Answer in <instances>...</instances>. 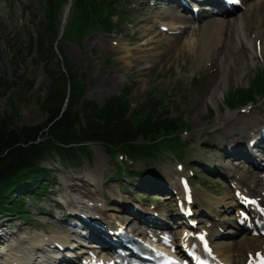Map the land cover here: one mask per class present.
<instances>
[{"label":"rangeland","instance_id":"rangeland-1","mask_svg":"<svg viewBox=\"0 0 264 264\" xmlns=\"http://www.w3.org/2000/svg\"><path fill=\"white\" fill-rule=\"evenodd\" d=\"M44 1L43 0H17L15 1L14 11L9 15V19H5V29L9 34V38L0 31V77H4L10 83L15 82L13 88H9L5 93L0 94V115L10 116L16 113V117L13 118V127L16 126H35L45 121L43 112L39 109L38 99L40 96L46 97L47 89L50 83L49 77L44 71L42 64L36 63L38 56L36 54V43L33 41V52L25 60V62L18 61V72L15 76V66L13 65L14 56L12 59V44L9 39L25 40V45L31 44L30 34H34L37 26L36 21H42L44 19ZM139 19L135 23H125L118 32L112 34H104L101 32L95 33L82 43H59V47L66 53L68 57L73 61V65L78 73V77L85 85V97L95 101L98 105H103L104 101L119 93L122 89H129L131 93V105L132 110L137 109L143 102H145L150 95L155 97H164L166 103H170L169 97L177 101L181 106V112L177 113L172 110L173 115L181 114L182 118L193 128L192 135H188L187 138L196 139V147L203 145V139H200V135L206 130V125L211 126L216 123H222L219 115H225L228 109L216 115L218 120L207 122L209 118L208 110L210 104V96L214 93V88L221 84L223 79L222 75H219L213 80H209L207 77H201L200 83L197 86L192 85V79L195 73L198 72L197 56L192 54L188 48H184L180 52V56L174 57L167 67H160L159 69H153L155 61H160L162 58L161 48L149 51H141L139 47L144 44L145 40L153 41V46L158 42H163L162 36H159L155 26H149V23L153 19H147L155 16V13L149 12L147 16L138 15ZM147 21L143 22L144 19ZM150 21V22H149ZM261 20L257 17L255 19L256 26H259ZM259 26L258 29H261ZM4 30V29H3ZM25 33V34H24ZM143 35L141 38H137L138 35ZM147 36V39L145 38ZM7 39V41H6ZM35 39V38H34ZM157 40V41H155ZM118 43L117 46L113 45ZM264 45V39H263ZM129 51L128 62L125 61V53ZM134 57H131V56ZM220 55V54H219ZM221 56V55H220ZM220 56L219 59H220ZM244 59L248 66L245 68L246 77L243 83L238 84L236 79L238 78L240 68L244 62L239 60L233 61L232 57H227V66L231 65L233 72L231 75H226V81L229 90L233 87L240 85H247L252 79L255 67L254 62L250 59L251 52L246 51ZM130 62V64H129ZM137 64L135 67L134 65ZM206 65L202 64L203 70ZM55 67V66H53ZM142 67V72L138 71ZM148 68V69H147ZM201 68V69H202ZM17 69V68H16ZM149 72V73H145ZM206 72V70H205ZM237 72V73H236ZM202 75V74H201ZM21 76L22 79L18 78ZM113 79L115 86L104 87V82ZM33 82V86L27 88L25 81ZM225 90V91H226ZM219 92V91H218ZM220 96V95H219ZM13 100V104H11ZM224 100L217 107H222ZM212 106L216 107V104ZM171 107V106H170ZM205 129L203 130V128ZM214 127V126H213ZM200 130H203L202 132ZM200 148V147H199ZM89 149L93 156V162H85L77 167H70L66 169V172L70 178L76 176H84V179L91 184L85 188V191H97V196L103 202V199L107 200L105 209L118 210L114 205V201H117L125 196L119 193L120 181L107 184L110 177L113 176L114 161L106 149L99 144H90ZM209 158L203 153L195 154L191 163H195L198 160L203 161ZM48 163V162H47ZM177 161L171 159H162L157 161V166L153 170H149L147 176L157 175L156 171L167 174L165 179L170 180L169 175L173 176V172L176 169ZM47 166L52 169L60 167L56 162L55 165L48 163ZM139 168H143V165H137ZM186 167V164H185ZM59 178V186L63 183L61 174H53V177ZM172 180V178H171ZM173 181V180H172ZM123 183H127L123 181ZM216 188H220L219 185H214ZM61 189V188H59ZM201 190V189H199ZM76 194L77 192H72ZM152 191L147 193L144 197L154 198L163 196H156ZM128 199H132V195H129ZM92 198H96L93 197ZM215 198V202L218 198ZM138 199V198H137ZM144 199V198H142ZM171 200L164 199L158 201V207L165 208L166 203H170ZM217 208V206H216ZM29 224L34 226L38 223L30 222ZM40 226V224H39Z\"/></svg>","mask_w":264,"mask_h":264},{"label":"trees","instance_id":"trees-1","mask_svg":"<svg viewBox=\"0 0 264 264\" xmlns=\"http://www.w3.org/2000/svg\"><path fill=\"white\" fill-rule=\"evenodd\" d=\"M106 2L107 0H76L74 6L79 26L68 35L86 33L88 24L106 26L98 19L108 7ZM47 12L48 33L54 30L57 22L55 0H47ZM66 64L69 66L67 60ZM67 68L70 70V66ZM51 75L53 78L57 72ZM67 81L70 82L71 93L63 110L67 99ZM82 96L83 87L78 78L68 73L66 77L62 75L55 80L48 97L40 102V108L46 115L42 125L13 128L12 116H0V201L3 188L33 169L43 156L55 153L69 158L70 155L77 156V151L83 149H68L69 145L98 141L112 149H125L131 156H135L141 148L147 149L144 144H136L140 135L147 140V137L167 136L179 129L177 120L165 117L164 107L156 100L147 102L135 114L127 117L129 103L126 97L111 98L102 108L91 101H84L78 110ZM39 137L43 141L36 144Z\"/></svg>","mask_w":264,"mask_h":264},{"label":"bare ground","instance_id":"bare-ground-1","mask_svg":"<svg viewBox=\"0 0 264 264\" xmlns=\"http://www.w3.org/2000/svg\"><path fill=\"white\" fill-rule=\"evenodd\" d=\"M244 1H245L244 2L245 5L247 6V9L246 11L244 12L242 11L241 13H239V15L236 18H230V19L229 18L228 19L219 18V19H213V20L206 18V19H203L198 26H196V24L194 23L195 28L192 32L193 34L191 38H189L188 40H185L186 45L182 46L183 37L179 35L174 36L171 41L166 43V45L168 46L164 47V50L167 51L165 53L166 57L160 60V62H164L163 66L166 67V65L171 61L173 56L179 55L180 50H182L185 47L192 48L196 52V55L198 56L199 60H201L200 62L207 61V60H214L216 63L220 61L222 64L226 62L227 57L223 56L221 60H219L218 58L215 57V55L219 54V52H221L222 55H224L226 51H229L232 55L233 54L232 49H233L235 38H242V42H244V47L246 49H248V47L250 49L254 48L252 45V39L248 37V34L250 35L253 32V34L256 35V38L261 39L263 36V31L259 29L250 31L254 28L253 27L254 21H252L251 16L256 13L259 16V19H262L264 21V0H244ZM175 20L177 21V23L173 22L172 24H169L170 30H173V26L175 25L186 24L187 25L186 29H188V27L191 26V24H193L192 22L188 23L189 21H184L183 19H180V18L175 19ZM177 28L179 29L181 27L177 26ZM231 29L234 30L235 33H233L232 35L227 34L230 32ZM146 48H150L149 41L148 43L140 47V50H146ZM171 48H173L172 54L171 52H168L169 51L168 49H171ZM241 54H244L243 48H240L237 51V55H241ZM262 54L264 56V50L262 51ZM160 65L161 63L155 67H159ZM246 75L247 74L246 73L244 74V71L241 72L238 75L236 82L238 84L243 83ZM252 82H253L252 80L249 81V83H252ZM226 83H227L226 78H224L221 81V84L216 87V91L212 93V95L210 96V99H211L210 103H212L213 105L216 104V107L210 104L209 110H208L209 116L219 115L224 111V109L229 108L230 106L229 103H226L222 107H217V104H220L222 100H225L229 98L230 95H234L236 93V91L232 90V91L226 92L225 94H223V96H219V93L221 92L224 93V90L227 88ZM112 85H113V82L109 81L104 84V87H109ZM245 94L246 92H244V95ZM238 95H241V94L238 93ZM258 126L259 125L256 122L252 124L253 129H256ZM74 186L79 187L80 189L81 188L84 189V184H75ZM196 201L200 203V200L197 196H196ZM104 213H106V211H104ZM105 216H113V215H105ZM32 243L33 245L29 247L28 249L29 251L27 250V248H23L22 246L21 248H17L15 250V254L13 255L15 256V258L10 260V264H30L31 260H34V264H36V261H39L38 264H47L44 248H43V245L40 239L34 236ZM224 245H225L224 248L218 249L217 252L220 254L221 257L226 259L228 262H233L234 256L232 255V253H233L234 247H236L237 244L231 245V244L226 243ZM262 245L263 244L261 243V241H259L256 238H250L248 240L244 239L242 240V242L239 243V247L244 250H247L248 252L261 249ZM41 249L43 251H41ZM11 250L12 249L9 248V251Z\"/></svg>","mask_w":264,"mask_h":264}]
</instances>
